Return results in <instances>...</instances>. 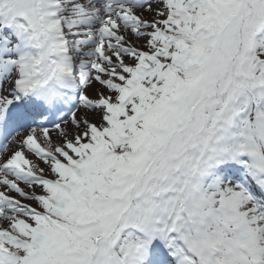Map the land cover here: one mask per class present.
Instances as JSON below:
<instances>
[{
    "label": "snow or ice",
    "instance_id": "6c2138e0",
    "mask_svg": "<svg viewBox=\"0 0 264 264\" xmlns=\"http://www.w3.org/2000/svg\"><path fill=\"white\" fill-rule=\"evenodd\" d=\"M0 264H264V0H0Z\"/></svg>",
    "mask_w": 264,
    "mask_h": 264
}]
</instances>
